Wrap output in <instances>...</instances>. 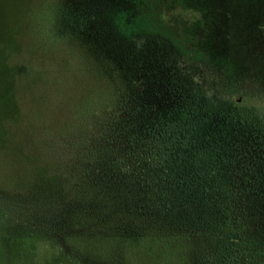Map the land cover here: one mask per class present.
Wrapping results in <instances>:
<instances>
[{
  "label": "trees",
  "instance_id": "obj_1",
  "mask_svg": "<svg viewBox=\"0 0 264 264\" xmlns=\"http://www.w3.org/2000/svg\"><path fill=\"white\" fill-rule=\"evenodd\" d=\"M118 1L88 3L122 88L56 131L67 140L50 156L70 189L69 235L96 223L128 264H264V112L237 101L247 80L160 28L163 0L139 5L135 24Z\"/></svg>",
  "mask_w": 264,
  "mask_h": 264
},
{
  "label": "rangeland",
  "instance_id": "obj_2",
  "mask_svg": "<svg viewBox=\"0 0 264 264\" xmlns=\"http://www.w3.org/2000/svg\"><path fill=\"white\" fill-rule=\"evenodd\" d=\"M146 1L119 0L115 11L135 24ZM91 9L88 0H0V264H128L96 223L69 235L70 189L50 159L56 131L122 88ZM163 14L160 28L185 49L212 51L221 72L247 80L237 101L264 112V0H163ZM202 76L222 82L215 70Z\"/></svg>",
  "mask_w": 264,
  "mask_h": 264
}]
</instances>
